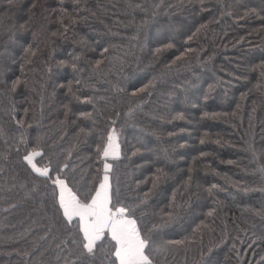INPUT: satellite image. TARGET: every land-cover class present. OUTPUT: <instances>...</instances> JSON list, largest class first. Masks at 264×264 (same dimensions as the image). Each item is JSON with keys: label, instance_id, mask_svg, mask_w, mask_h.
I'll list each match as a JSON object with an SVG mask.
<instances>
[{"label": "trees", "instance_id": "trees-1", "mask_svg": "<svg viewBox=\"0 0 264 264\" xmlns=\"http://www.w3.org/2000/svg\"><path fill=\"white\" fill-rule=\"evenodd\" d=\"M26 148L81 199L111 164L157 264H264V0H0V264H119Z\"/></svg>", "mask_w": 264, "mask_h": 264}, {"label": "snow or ice", "instance_id": "snow-or-ice-1", "mask_svg": "<svg viewBox=\"0 0 264 264\" xmlns=\"http://www.w3.org/2000/svg\"><path fill=\"white\" fill-rule=\"evenodd\" d=\"M171 46V44L167 45V47ZM80 115L87 116L88 114L80 113ZM100 148H102L101 155L104 160H107L109 156L118 155L113 145L112 133H109L106 144L98 146V151ZM25 151L27 154L23 156V160L39 176L50 179L55 190H58L59 195L55 197V200L58 202V211L62 212L63 218L69 222L71 227H75L71 223L73 218H78L79 225L73 243L78 244L82 253L93 255L97 241L107 233L111 241H114V255L119 264H157L149 254V248L154 240L151 230L146 233L140 227L139 219L135 217L136 209L120 200L118 190L115 195L112 192L107 175L112 167L111 164L104 163L105 175L103 179L98 185H94V191L89 189L81 199L68 187L66 179H61L59 174L53 179L49 168L41 169L36 166L34 157L42 156L43 152L28 151L27 148ZM157 180L153 181L154 186ZM175 243L182 244L184 241ZM157 250H161L159 246Z\"/></svg>", "mask_w": 264, "mask_h": 264}, {"label": "water", "instance_id": "water-1", "mask_svg": "<svg viewBox=\"0 0 264 264\" xmlns=\"http://www.w3.org/2000/svg\"><path fill=\"white\" fill-rule=\"evenodd\" d=\"M113 145L115 146V148H116V150L118 152V155L117 156H109L107 158V160H116V159H119L121 157V147H120V145L117 143V141L115 139H113ZM101 158H102V155H101Z\"/></svg>", "mask_w": 264, "mask_h": 264}, {"label": "crops", "instance_id": "crops-1", "mask_svg": "<svg viewBox=\"0 0 264 264\" xmlns=\"http://www.w3.org/2000/svg\"><path fill=\"white\" fill-rule=\"evenodd\" d=\"M109 183H110V181H109ZM58 195H59V193H58ZM73 219H78V218H73ZM105 234H107V233H105Z\"/></svg>", "mask_w": 264, "mask_h": 264}, {"label": "rangeland", "instance_id": "rangeland-1", "mask_svg": "<svg viewBox=\"0 0 264 264\" xmlns=\"http://www.w3.org/2000/svg\"><path fill=\"white\" fill-rule=\"evenodd\" d=\"M104 176V175H103ZM102 179H103V177H102ZM109 181H110V179H109Z\"/></svg>", "mask_w": 264, "mask_h": 264}]
</instances>
